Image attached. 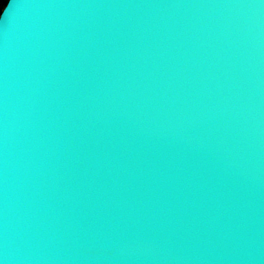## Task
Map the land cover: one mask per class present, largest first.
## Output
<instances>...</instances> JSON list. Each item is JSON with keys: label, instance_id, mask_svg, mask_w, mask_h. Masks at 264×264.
<instances>
[{"label": "water", "instance_id": "1", "mask_svg": "<svg viewBox=\"0 0 264 264\" xmlns=\"http://www.w3.org/2000/svg\"><path fill=\"white\" fill-rule=\"evenodd\" d=\"M0 264H264V0H8Z\"/></svg>", "mask_w": 264, "mask_h": 264}, {"label": "trees", "instance_id": "2", "mask_svg": "<svg viewBox=\"0 0 264 264\" xmlns=\"http://www.w3.org/2000/svg\"><path fill=\"white\" fill-rule=\"evenodd\" d=\"M8 0H0V14Z\"/></svg>", "mask_w": 264, "mask_h": 264}]
</instances>
